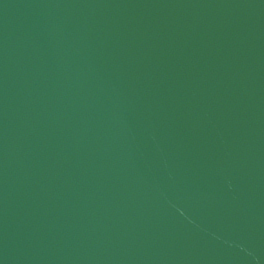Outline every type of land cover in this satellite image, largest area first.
I'll return each instance as SVG.
<instances>
[{"label": "water", "instance_id": "1", "mask_svg": "<svg viewBox=\"0 0 264 264\" xmlns=\"http://www.w3.org/2000/svg\"><path fill=\"white\" fill-rule=\"evenodd\" d=\"M0 264H264V0H0Z\"/></svg>", "mask_w": 264, "mask_h": 264}]
</instances>
